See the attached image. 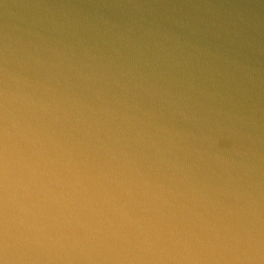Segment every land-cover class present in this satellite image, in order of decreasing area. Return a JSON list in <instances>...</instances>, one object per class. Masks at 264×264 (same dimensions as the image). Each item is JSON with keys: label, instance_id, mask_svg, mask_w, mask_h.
I'll return each instance as SVG.
<instances>
[{"label": "water", "instance_id": "1", "mask_svg": "<svg viewBox=\"0 0 264 264\" xmlns=\"http://www.w3.org/2000/svg\"><path fill=\"white\" fill-rule=\"evenodd\" d=\"M0 264H264V0H0Z\"/></svg>", "mask_w": 264, "mask_h": 264}]
</instances>
